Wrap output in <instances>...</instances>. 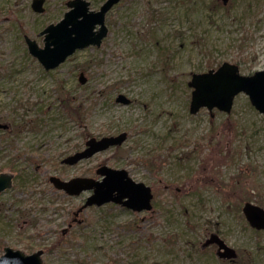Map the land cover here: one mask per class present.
Returning <instances> with one entry per match:
<instances>
[{
	"label": "rangeland",
	"instance_id": "rangeland-1",
	"mask_svg": "<svg viewBox=\"0 0 264 264\" xmlns=\"http://www.w3.org/2000/svg\"><path fill=\"white\" fill-rule=\"evenodd\" d=\"M65 1L45 0L38 13L31 0H0V171L15 174L0 193V254L11 246L43 248L42 264H264V229L241 211L246 200L264 206V116L245 93L228 113L192 114L186 84L225 60L245 74L264 69V0H120L100 46L46 70L23 35L42 45L39 30L62 17ZM89 1L97 9L103 0ZM118 93L132 101L115 102ZM123 130L119 146L60 163L88 136ZM101 163L150 185L153 208L84 207L56 242L89 193L65 195L47 176L98 177ZM211 231L235 259L201 249Z\"/></svg>",
	"mask_w": 264,
	"mask_h": 264
},
{
	"label": "water",
	"instance_id": "water-1",
	"mask_svg": "<svg viewBox=\"0 0 264 264\" xmlns=\"http://www.w3.org/2000/svg\"><path fill=\"white\" fill-rule=\"evenodd\" d=\"M119 0H104L98 9L90 8L89 0H68L69 7L63 17L56 23H50L39 33L43 34V46L35 40L24 36L29 53L37 57L46 70L56 67L76 49L88 45L100 46L103 37L107 35L108 28L105 24L106 12ZM226 4L228 0H221ZM44 0H32L31 7L34 11H43ZM79 81L83 83L85 77L80 73ZM187 85L192 88L189 103L190 113H195L200 107L205 106L213 116V108L229 112L234 96L244 92L254 108L264 115V69L256 70L251 74L239 72L238 65L223 61L216 68H209L203 72H193ZM116 102L130 103V98L123 93H118ZM0 127L7 124L0 123ZM127 136L126 131L114 135H105L100 138L89 137L85 147L62 158L61 162L74 164L78 160L89 157L93 153L110 146L121 144ZM96 173L101 178L90 176H74L61 179L51 174L49 182L56 189H63L67 194H78L83 190H91L85 202L78 208L80 211L87 205H101L106 202L119 203L133 210L150 209L152 207L151 187L142 181H135L128 175L124 168H113L100 164ZM13 173L0 172V192L12 184ZM242 212L249 225L257 230L264 229V207L245 201ZM211 243L217 244L216 255L223 259L236 257L235 248L228 245L216 232H211L203 241L202 246ZM42 250L25 253L20 249L10 246L3 247L0 255V264H41Z\"/></svg>",
	"mask_w": 264,
	"mask_h": 264
},
{
	"label": "flooded vegetation",
	"instance_id": "flooded-vegetation-1",
	"mask_svg": "<svg viewBox=\"0 0 264 264\" xmlns=\"http://www.w3.org/2000/svg\"><path fill=\"white\" fill-rule=\"evenodd\" d=\"M32 1V0H31ZM30 8H31V2H30ZM42 30V29H41ZM41 30H39V32L41 31ZM38 32V34L39 35H42V34H40ZM26 34H24L23 35V38H24V36H25ZM43 38V37H42ZM25 39V38H24ZM86 140V139H85ZM85 140H84V143H85ZM84 147V144H83V146H79L76 150H74L73 152H75V151H78V150H81L82 148ZM73 152H71V153H73ZM71 153H68V154H71ZM68 154H66V155H68ZM66 155H64V156H66ZM63 156V157H64ZM62 157V158H63ZM61 158V159H62ZM61 159H60V163H61ZM78 163V162H77ZM68 165V164H67ZM9 172H13V171H10V170H8ZM94 171H95V169H94ZM14 172H13V178H14ZM75 176V175H74ZM85 176H90V175H85ZM72 177V176H71ZM99 177V176H98ZM62 178V177H61ZM63 179H67V178H63ZM69 179V178H68ZM57 190V189H56ZM59 191H62L65 195H69V194H66L63 190H59ZM81 206V205H80ZM80 206H78L74 211H72V219H71V221H69L68 222V227H66V228H64V227H62L61 228V231H60V235H57V236H55L56 237V242H59L61 239V236L66 232V230H68V229H70V225H71V223H72V221L73 222H77V223H79L80 222V220L79 219H81V218H77V215L80 213V211L78 210V208L80 207ZM89 206H91V205H89ZM153 208V207H152ZM149 210H151V209H149ZM211 233V232H210ZM210 233H208V235L210 234ZM207 237V236H206ZM205 237V238H206ZM204 238V239H205ZM53 242V241H52ZM202 243H203V240L201 241V243H200V247H201V249H205L206 247H208V246H215V254H216V249H217V246H216V244H209V245H206V246H202ZM38 249H42V253H41V258H42V254H43V252H44V249L43 248H38ZM38 249H36V250H38ZM36 250H34V251H36ZM33 252V251H32ZM218 258V257H217ZM219 259H221V260H226V259H223V258H219ZM43 261V260H42ZM42 264V263H41Z\"/></svg>",
	"mask_w": 264,
	"mask_h": 264
},
{
	"label": "trees",
	"instance_id": "trees-1",
	"mask_svg": "<svg viewBox=\"0 0 264 264\" xmlns=\"http://www.w3.org/2000/svg\"><path fill=\"white\" fill-rule=\"evenodd\" d=\"M64 104L66 105V107L68 108V109H71V111L74 113V114H76V115H79V109H78V106H76V105H72L71 103H70V99L69 98H67L66 100H64ZM77 118V117H76ZM78 119V118H77Z\"/></svg>",
	"mask_w": 264,
	"mask_h": 264
}]
</instances>
